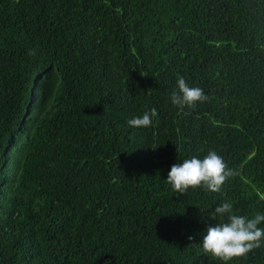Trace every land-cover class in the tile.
<instances>
[{"label":"trees","instance_id":"16d2710c","mask_svg":"<svg viewBox=\"0 0 264 264\" xmlns=\"http://www.w3.org/2000/svg\"><path fill=\"white\" fill-rule=\"evenodd\" d=\"M179 78L208 99L173 105ZM209 151L236 174L175 194ZM224 202L264 214V0H0V264H223Z\"/></svg>","mask_w":264,"mask_h":264},{"label":"clouds","instance_id":"9594fccd","mask_svg":"<svg viewBox=\"0 0 264 264\" xmlns=\"http://www.w3.org/2000/svg\"><path fill=\"white\" fill-rule=\"evenodd\" d=\"M29 55H35V50H31ZM177 87L178 92L171 95L173 105L194 109L197 103H203L208 99L203 89L189 87L183 78L178 79ZM157 115V110L153 108L127 123L133 128H147L152 126L153 118ZM235 174L233 169L227 167L221 156L215 151H209L203 159L193 156L182 163L173 164L166 180L177 195H185L189 188L193 190L202 188L217 193ZM209 216L213 220H217L218 217L227 218L215 226L207 227L201 244L205 254H211L223 264H229L234 258H246L249 253L264 246V227H259L264 222V214H256L251 218L237 215L233 212V204L224 202L214 211H210ZM188 239L193 238L189 236Z\"/></svg>","mask_w":264,"mask_h":264}]
</instances>
